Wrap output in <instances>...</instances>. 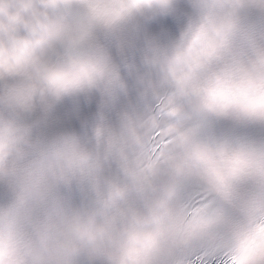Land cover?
Masks as SVG:
<instances>
[{"label":"clouds","instance_id":"9594fccd","mask_svg":"<svg viewBox=\"0 0 264 264\" xmlns=\"http://www.w3.org/2000/svg\"><path fill=\"white\" fill-rule=\"evenodd\" d=\"M186 3L167 36L145 25L180 0H0V264H154L187 230L145 207L139 145L217 105L264 112V0ZM176 149L205 184L238 166L194 138ZM192 227L222 228L231 264H264V216Z\"/></svg>","mask_w":264,"mask_h":264},{"label":"snow or ice","instance_id":"6c2138e0","mask_svg":"<svg viewBox=\"0 0 264 264\" xmlns=\"http://www.w3.org/2000/svg\"><path fill=\"white\" fill-rule=\"evenodd\" d=\"M193 138L238 166L213 184L189 178L176 145ZM138 158L152 177L145 207L170 223L187 225L179 238L164 240L154 264H231L223 229L192 225L225 215L236 222L264 216V112L221 104L194 113L183 127L156 124L140 143Z\"/></svg>","mask_w":264,"mask_h":264}]
</instances>
